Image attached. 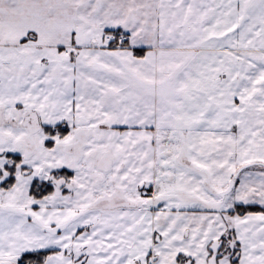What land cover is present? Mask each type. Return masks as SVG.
<instances>
[{"label": "snow or ice", "instance_id": "1", "mask_svg": "<svg viewBox=\"0 0 264 264\" xmlns=\"http://www.w3.org/2000/svg\"><path fill=\"white\" fill-rule=\"evenodd\" d=\"M0 264H264V0H0Z\"/></svg>", "mask_w": 264, "mask_h": 264}]
</instances>
